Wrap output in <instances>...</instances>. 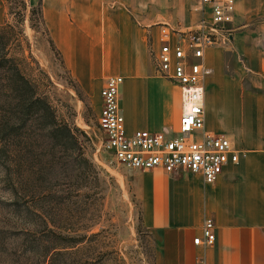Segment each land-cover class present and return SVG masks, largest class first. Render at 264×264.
Wrapping results in <instances>:
<instances>
[{
  "label": "crops",
  "instance_id": "obj_1",
  "mask_svg": "<svg viewBox=\"0 0 264 264\" xmlns=\"http://www.w3.org/2000/svg\"><path fill=\"white\" fill-rule=\"evenodd\" d=\"M29 1L38 2L62 64L98 109L103 79L118 75L127 133L175 131L178 88L157 75L154 56L161 27L182 31L199 20L197 0ZM227 27V40L200 59L212 70L203 84V129L225 137L236 161L211 184L188 172H136L142 225L155 237L160 264H264V0H233ZM204 218L213 222L206 247L192 243Z\"/></svg>",
  "mask_w": 264,
  "mask_h": 264
},
{
  "label": "rangeland",
  "instance_id": "obj_2",
  "mask_svg": "<svg viewBox=\"0 0 264 264\" xmlns=\"http://www.w3.org/2000/svg\"><path fill=\"white\" fill-rule=\"evenodd\" d=\"M1 4L0 47L30 99L0 96V264H160L138 171L99 146L96 101L62 64L38 2Z\"/></svg>",
  "mask_w": 264,
  "mask_h": 264
},
{
  "label": "built area",
  "instance_id": "obj_3",
  "mask_svg": "<svg viewBox=\"0 0 264 264\" xmlns=\"http://www.w3.org/2000/svg\"><path fill=\"white\" fill-rule=\"evenodd\" d=\"M233 0H197L201 17L185 30L163 26L159 30L154 56L157 75L178 88L179 117L175 131L134 130L127 133L118 106L121 76H107L99 88L97 114L99 146L119 165L133 171L161 168L174 174H198L211 184L227 162H235L237 152L229 141L203 129V84L212 72L200 59L206 47L226 41L230 33ZM209 10L203 16V8ZM213 222L204 218L200 235L192 243L206 247L213 243Z\"/></svg>",
  "mask_w": 264,
  "mask_h": 264
},
{
  "label": "trees",
  "instance_id": "obj_4",
  "mask_svg": "<svg viewBox=\"0 0 264 264\" xmlns=\"http://www.w3.org/2000/svg\"><path fill=\"white\" fill-rule=\"evenodd\" d=\"M0 38H4V36L0 34ZM4 48V46L0 47V96L4 94H11L14 96V94L16 95L19 92V95H22L25 91L23 103L27 105L30 99L28 95L26 96V89H28L29 82L20 73L12 59L6 56Z\"/></svg>",
  "mask_w": 264,
  "mask_h": 264
}]
</instances>
